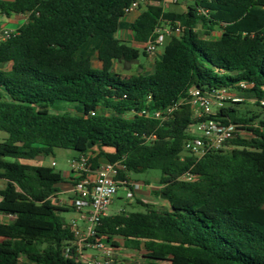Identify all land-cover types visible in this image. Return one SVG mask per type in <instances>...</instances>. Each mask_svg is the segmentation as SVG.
<instances>
[{"label": "trees", "instance_id": "obj_1", "mask_svg": "<svg viewBox=\"0 0 264 264\" xmlns=\"http://www.w3.org/2000/svg\"><path fill=\"white\" fill-rule=\"evenodd\" d=\"M133 1L0 0L1 16L27 17L0 41V132L8 134L0 143V214L11 217L0 222V264H78L65 255L74 233L62 214L70 210L51 200L65 178L31 164L55 149L75 150L74 161L86 157L92 168L100 158L120 162L122 183L161 173L154 194L168 206L137 200L143 210L108 214L93 242L144 251L133 264H264V130L256 124L264 122V0H193L179 11L150 0L129 22ZM164 24L183 32L166 40L150 74L115 70L148 56L118 32L143 44ZM195 89L240 99L211 118L251 136L237 133L200 158L187 152L199 124L189 102ZM244 101L262 112L241 114ZM167 108L175 110L166 119L154 117Z\"/></svg>", "mask_w": 264, "mask_h": 264}, {"label": "built area", "instance_id": "obj_2", "mask_svg": "<svg viewBox=\"0 0 264 264\" xmlns=\"http://www.w3.org/2000/svg\"><path fill=\"white\" fill-rule=\"evenodd\" d=\"M193 0H163L159 5L166 9L168 5H185ZM155 4L150 0H134L126 10V18L133 13L140 14L147 6ZM199 13L206 15L207 12L199 10ZM183 27L179 24L160 25L155 30L156 37L143 43V48L148 55L155 54L163 46L168 38L180 36ZM12 31L0 29V40L8 39ZM244 87V85H242ZM190 105L194 116L199 120L196 127L199 135L185 142L184 148L187 152L200 158L210 149L221 148L228 140L235 137L236 128L225 126L211 118L214 115V106L221 107L226 101L239 102L235 95L226 89H213L211 92L203 93L200 90H192L190 93ZM264 104V103H263ZM175 108H167L157 111L154 114L156 119H166ZM83 171L87 168V158H82L79 162L74 161ZM121 163H107L97 170L95 179L84 177L80 179L72 188V197L64 200L56 194L51 198L58 207L69 206L80 215L83 226L73 222L72 232L74 241L66 248L65 255L74 259L78 264H123L115 247H111L102 242H93L97 227L102 219L108 215L109 208L118 194L119 186L127 184L130 186L127 192V199H134L135 191L141 189L138 182H119L116 180ZM192 180V177H185ZM1 202V200H0ZM9 216V215H8ZM10 217V216H9ZM11 218V217H10ZM92 251V252H91Z\"/></svg>", "mask_w": 264, "mask_h": 264}, {"label": "rangeland", "instance_id": "obj_3", "mask_svg": "<svg viewBox=\"0 0 264 264\" xmlns=\"http://www.w3.org/2000/svg\"><path fill=\"white\" fill-rule=\"evenodd\" d=\"M190 5L192 2L189 3ZM181 8L180 6H173L170 8L172 11H179ZM24 21H22L23 23ZM16 26L3 23L2 27L5 29H14ZM216 35V34H215ZM168 41L165 42V44ZM130 45L132 42H127ZM164 44V45H165ZM142 51V49L140 48ZM159 50L162 52L164 50V46H161ZM155 59L151 58L148 59V56H144L141 54L138 61L124 63L120 62L116 64L115 70L123 75H131V74H138V73H147L152 70L154 67ZM96 64V63H95ZM5 69H9L10 65L2 66ZM233 93L237 94L236 91ZM216 106H214V109ZM238 110L241 114H245L246 116H250L251 114H258L262 112L260 108H258L254 101H244L242 105L237 106ZM256 124L264 130V122H256ZM236 134H240L242 137H249L251 133L247 131V129L243 126H237ZM8 138V134L5 132H0V143L3 142L5 139ZM78 153L72 149H55L54 155L49 157H42L38 158L37 160L31 161L33 165H42L45 167H49L54 170L55 174H61L62 176H66L71 174V172L76 169V165L74 163V159L78 158ZM161 177V173L157 170H150L139 174H132L131 179L134 181H138L140 184L144 186V188L135 191L134 199H127V192L128 189L125 187H120L117 196L115 197L112 205L109 208L108 214L119 213L123 210L127 212H135L141 211L143 208L139 206L136 201L139 200L144 204L155 206L158 209H163V207H167L168 204L166 201L162 200L161 198L157 197L154 194V191L158 190V181ZM146 183H148L146 186ZM6 186V182L4 180H0V189H3ZM62 187V186H61ZM55 203V201L53 200ZM65 218L66 222L69 224H73V222H77L78 225L82 226V220L79 218V215L72 212L71 214H62ZM11 218L8 215H1L0 214V222H8ZM120 246L119 248H115L117 252V256L121 260L123 264H133L138 263L142 260V256L144 251H135L131 250L126 247L123 241H119ZM92 252V251H91ZM165 264H174V263H165Z\"/></svg>", "mask_w": 264, "mask_h": 264}, {"label": "crops", "instance_id": "obj_4", "mask_svg": "<svg viewBox=\"0 0 264 264\" xmlns=\"http://www.w3.org/2000/svg\"><path fill=\"white\" fill-rule=\"evenodd\" d=\"M7 1H13V0H7ZM173 6H177V5H168L166 7V9L170 10L171 7ZM180 8L182 9H186V6L185 5H179ZM140 14L138 13H133L131 14L129 17L126 18L127 21L129 22H134L137 17L139 16ZM27 20V17L26 16H11V17H5V16H1L0 15V29H3V30H9V31H17ZM22 21H24L22 23ZM3 23H9V24H12L14 26H16V24L18 25L16 28L14 29H5L2 27V24ZM117 37L120 39V40H123L125 42H132L131 45L137 47V48H141L142 50L144 49L143 48V44H138L134 41L133 39V36H132V33L130 31H120L118 32L117 34ZM1 41V40H0ZM162 57V52L160 50H158L155 54L153 55H148V59H151V58H154L155 61L157 59H160ZM96 65H98L96 63ZM116 68V64L114 66ZM153 69V68H152ZM118 72V71H117ZM152 72V70L150 72H147L145 74H150ZM192 133L196 134V135H199V131L197 130L196 127H192ZM103 151L106 152V153H113L114 150L111 149V148H103ZM99 152V149L98 148H95L93 150V153L89 154L87 157L89 159L90 158H94L97 153ZM108 161L104 158H100L98 160V165L99 167L98 168H92V167H88L86 168V171H83L79 165H77V163H75L76 165V169H74L71 174H68L66 175L64 178H65V181L66 183H63L59 186V190L60 192L58 193V196L64 200H69L71 197H72V188L74 187V184H76V182H78L80 179L84 178L85 176L90 178V179H95L96 177V174H97V170L102 167L103 165L107 164ZM132 182H138V181H134L133 179H131ZM139 183V182H138ZM140 184V183H139ZM148 183H146V186H149L147 185ZM62 186V187H61ZM144 188V186L141 184V189ZM160 188V186L158 185V189ZM127 189V188H126ZM63 208H67L70 210V212H67V213H63V214H71L72 212H74L75 214L79 215L75 209L69 207V206H65ZM79 218H80V215H79ZM81 219V218H80ZM83 223V221H82ZM84 224V223H83ZM83 226V225H82Z\"/></svg>", "mask_w": 264, "mask_h": 264}]
</instances>
